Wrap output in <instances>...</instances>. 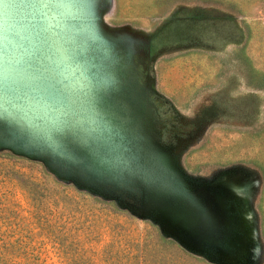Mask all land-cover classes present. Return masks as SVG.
Returning a JSON list of instances; mask_svg holds the SVG:
<instances>
[{"label":"rangeland","instance_id":"374dc122","mask_svg":"<svg viewBox=\"0 0 264 264\" xmlns=\"http://www.w3.org/2000/svg\"><path fill=\"white\" fill-rule=\"evenodd\" d=\"M74 2L121 162L90 181L0 141V264H264V0Z\"/></svg>","mask_w":264,"mask_h":264},{"label":"water","instance_id":"95a60500","mask_svg":"<svg viewBox=\"0 0 264 264\" xmlns=\"http://www.w3.org/2000/svg\"><path fill=\"white\" fill-rule=\"evenodd\" d=\"M74 5L0 0V141L72 176L110 181L121 162L112 125L121 108L94 58L74 50L84 28L82 19L72 25Z\"/></svg>","mask_w":264,"mask_h":264},{"label":"trees","instance_id":"16d2710c","mask_svg":"<svg viewBox=\"0 0 264 264\" xmlns=\"http://www.w3.org/2000/svg\"><path fill=\"white\" fill-rule=\"evenodd\" d=\"M117 139H118V138H117L116 135H115V136L113 137V142L116 144V146L121 145L122 142H120V143H121V144H120V143L118 142L119 140H117ZM113 142H112L110 145H112L113 147H116L115 144H114ZM42 160H43V159H42ZM113 172H114V171H113ZM107 182H109V181H107ZM93 183H95V182H93Z\"/></svg>","mask_w":264,"mask_h":264},{"label":"flooded vegetation","instance_id":"af4514ba","mask_svg":"<svg viewBox=\"0 0 264 264\" xmlns=\"http://www.w3.org/2000/svg\"><path fill=\"white\" fill-rule=\"evenodd\" d=\"M144 160V159H143ZM141 161H142V158H141Z\"/></svg>","mask_w":264,"mask_h":264}]
</instances>
